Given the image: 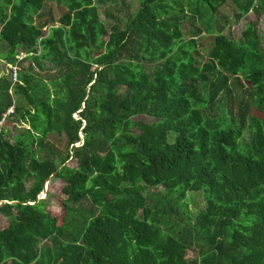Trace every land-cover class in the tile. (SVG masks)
<instances>
[{
  "label": "trees",
  "instance_id": "1",
  "mask_svg": "<svg viewBox=\"0 0 264 264\" xmlns=\"http://www.w3.org/2000/svg\"><path fill=\"white\" fill-rule=\"evenodd\" d=\"M117 1L0 0V59L28 54L14 97L0 77V121L15 106L29 127L0 125V264H264V52L257 23L234 42L220 13L264 1L140 0L127 29L102 22ZM204 12L220 17L199 66L183 21ZM189 192L207 203L193 226Z\"/></svg>",
  "mask_w": 264,
  "mask_h": 264
},
{
  "label": "rangeland",
  "instance_id": "2",
  "mask_svg": "<svg viewBox=\"0 0 264 264\" xmlns=\"http://www.w3.org/2000/svg\"><path fill=\"white\" fill-rule=\"evenodd\" d=\"M193 1H196V0H193ZM263 1L264 0H261V2ZM139 7H140V0H125L124 7H122V0H120V1H117L111 4L109 3V4L101 5L99 7L100 8L99 10H100V16H101L102 22L107 27H111L112 24L116 22L115 18L117 16H120L123 19V22H122L123 29H127V25L130 22V16L134 14L135 12H137ZM193 7H196V3L195 5L193 4ZM233 9H234V6L231 4V5L223 6L220 10L221 15L226 16L227 21L229 22L228 26H225L223 34L225 36H228L232 41L238 42L241 40L242 33L244 32L247 24H249L250 22L257 23L258 28H259V34L261 37V48L264 52V14L261 16L260 14L256 12H252L250 15L245 16L239 24H236V22H233V19L231 17L233 16ZM59 13L60 11L56 10L55 15L59 16ZM219 17H220V14L212 15L210 13L204 12L202 19L195 18L194 21L192 22L183 21V31L186 34V41H189L193 37V35L189 34L188 31L198 28L202 32H204V34H202L203 37L199 38L198 40V48H197L198 53H193V56L196 58L197 64L199 66L202 65L204 62H206L210 48L214 45V40L212 36L216 33V30H218L217 19ZM208 30L210 32H208ZM45 34L48 36L49 31L45 30ZM3 50H0V53ZM43 64H44L45 69H41L39 67V68H36V71L40 75H43L45 80L49 81V78L51 76L60 74L61 69L60 67L57 66V64L53 60L48 59L44 61ZM7 72H8V67L0 62V76L8 80ZM227 106L228 104L226 103V101H224L221 109H224ZM75 116L76 118H78L77 115ZM9 119H10L9 124H12V125H10L9 128H7L5 132L7 133V139L10 142H14V139L17 136V132L14 130L13 126H15L16 128L23 127L27 129H29V127L25 126L22 123H19L17 119H14V118H9ZM148 122H151V121L148 120ZM170 139L171 141H174L175 134H171ZM243 139L247 142L250 141L251 139L250 130L246 131ZM59 185L60 184L58 183L54 184L53 186L51 185V190H49L50 183H48L45 187V191L43 192L45 193V195L42 193L39 196V199H45L50 204L49 206L51 207V209L55 210L57 213H59V215H61L62 209L59 208L58 206V200L55 197H53V195L58 192L57 190H58ZM51 191H53V193ZM185 204L190 210L191 220H192L191 226H193L196 221V217L199 215V212L207 208L206 200H204L202 192H194V193L189 192L187 194ZM4 225H5V221L1 219L0 226L3 227ZM197 253H198V245L195 244L194 242L193 247L190 250V255L192 257H196Z\"/></svg>",
  "mask_w": 264,
  "mask_h": 264
},
{
  "label": "crops",
  "instance_id": "3",
  "mask_svg": "<svg viewBox=\"0 0 264 264\" xmlns=\"http://www.w3.org/2000/svg\"><path fill=\"white\" fill-rule=\"evenodd\" d=\"M0 31H2V27L0 26ZM6 46L3 42H0V50H3L5 49ZM5 50H3L1 53H3ZM0 53V54H1ZM16 59H17V62L15 64H8L6 63L5 60H1L0 59V62L4 65H6L8 67V72H7V78H8V81L10 83V88L8 90V94L12 97H14V87L17 86L18 84H21V81H20V78H19V74L21 72V68H20V62L25 58V57H28V54L24 53V52H21L19 55H16L15 56ZM9 66H12V67H16L17 68V72H18V83L14 84L13 83V80H12V74H10V69H9ZM2 77V76H0Z\"/></svg>",
  "mask_w": 264,
  "mask_h": 264
},
{
  "label": "built area",
  "instance_id": "4",
  "mask_svg": "<svg viewBox=\"0 0 264 264\" xmlns=\"http://www.w3.org/2000/svg\"><path fill=\"white\" fill-rule=\"evenodd\" d=\"M10 74H12L13 83H18V72L16 67L9 66ZM15 113V106L9 107L6 110V113L2 115V120L0 121V125L5 121L6 118L12 116Z\"/></svg>",
  "mask_w": 264,
  "mask_h": 264
},
{
  "label": "bare ground",
  "instance_id": "5",
  "mask_svg": "<svg viewBox=\"0 0 264 264\" xmlns=\"http://www.w3.org/2000/svg\"><path fill=\"white\" fill-rule=\"evenodd\" d=\"M45 195V193H43Z\"/></svg>",
  "mask_w": 264,
  "mask_h": 264
},
{
  "label": "water",
  "instance_id": "6",
  "mask_svg": "<svg viewBox=\"0 0 264 264\" xmlns=\"http://www.w3.org/2000/svg\"><path fill=\"white\" fill-rule=\"evenodd\" d=\"M0 205H1V203H0Z\"/></svg>",
  "mask_w": 264,
  "mask_h": 264
}]
</instances>
